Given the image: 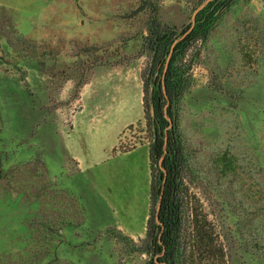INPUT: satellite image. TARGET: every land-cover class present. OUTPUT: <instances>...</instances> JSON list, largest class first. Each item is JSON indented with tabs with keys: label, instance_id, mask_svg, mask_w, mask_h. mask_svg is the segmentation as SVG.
<instances>
[{
	"label": "rangeland",
	"instance_id": "rangeland-1",
	"mask_svg": "<svg viewBox=\"0 0 264 264\" xmlns=\"http://www.w3.org/2000/svg\"><path fill=\"white\" fill-rule=\"evenodd\" d=\"M199 2L0 0V264H145L134 245L147 211V195H134L143 148L138 171L119 156L109 174L81 169L64 136L101 106L106 150L126 118L107 109L112 85L142 99L147 28L182 29ZM187 54L176 106L188 192L217 225L220 264H264V0H229ZM142 114L115 152L147 144Z\"/></svg>",
	"mask_w": 264,
	"mask_h": 264
},
{
	"label": "trees",
	"instance_id": "trees-1",
	"mask_svg": "<svg viewBox=\"0 0 264 264\" xmlns=\"http://www.w3.org/2000/svg\"><path fill=\"white\" fill-rule=\"evenodd\" d=\"M229 0L196 3L184 28L154 23L144 35L145 65L140 70L142 111L149 163L148 210L144 236L134 243L145 264H220L224 244L199 196L188 192L187 164L178 130L176 101L186 90L180 59L192 41L203 42L218 12ZM154 21V19H152ZM130 145L129 147H132ZM129 147L123 146L118 151ZM115 151V148L112 149ZM190 198L195 199L191 205Z\"/></svg>",
	"mask_w": 264,
	"mask_h": 264
},
{
	"label": "crops",
	"instance_id": "crops-1",
	"mask_svg": "<svg viewBox=\"0 0 264 264\" xmlns=\"http://www.w3.org/2000/svg\"><path fill=\"white\" fill-rule=\"evenodd\" d=\"M115 91H113V94L108 102L107 109L114 110L116 113H121V115H124L126 113V118L121 119V122L116 128V134L109 142V144L106 146L105 150V143L103 140V130L107 129L108 124L106 121H104L103 117H99L100 114L106 113L104 107L101 109V106H97L95 110V115H90L89 117H85L84 121L81 119L80 124L77 123L76 119L71 121V126L68 130V132L64 136V147L66 150V153L70 155L76 162V164L81 169H88L91 167H94L95 165L104 164L106 171L110 174L112 173V169L108 168L105 164L108 162V164L115 161V159L122 157L125 158V164L120 166V169H130L135 171H138V149L141 147L143 148L144 156L141 158L142 167H144V175H143V181L142 185L135 187L137 188L135 195V200H137L138 195L141 197L143 195H147V210H148V193H149V181H150V173H149V163H148V149L147 144L141 143L139 145L133 146L130 149L124 150V151H118L115 152L112 149L115 146L116 140H117V134L124 128L126 124L131 123L134 119L140 116L141 113V105H142V99L140 100V95L137 98V93L135 89L132 91L129 88V85H123V84H114L112 85ZM132 93V94H131ZM142 97V94H141ZM100 98V96H97V100ZM141 101V105H140ZM98 102V101H97ZM99 103V102H98ZM102 105V104H101ZM134 106L136 107V111L132 112V114L129 113L130 108ZM138 107V111H137ZM136 153V157L135 154ZM116 162V161H115ZM114 162V164H115ZM145 163V164H144ZM114 166V165H113ZM135 179V176H134ZM129 176L126 178L125 185L129 187L128 185ZM135 190V188H134ZM129 193V192H128ZM126 196V194H123ZM129 197V196H128ZM127 198V197H126ZM119 202L123 203H133L132 201L126 202L121 199H118ZM146 215H144V219H146ZM134 222V219H132ZM130 220L128 219L125 223L127 226L130 225ZM145 224V220H144Z\"/></svg>",
	"mask_w": 264,
	"mask_h": 264
}]
</instances>
